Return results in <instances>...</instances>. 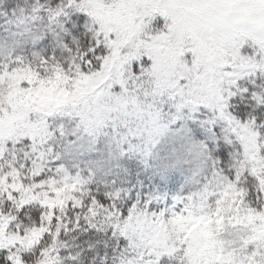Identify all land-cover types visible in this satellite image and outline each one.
<instances>
[{
    "label": "snow or ice",
    "instance_id": "6c2138e0",
    "mask_svg": "<svg viewBox=\"0 0 264 264\" xmlns=\"http://www.w3.org/2000/svg\"><path fill=\"white\" fill-rule=\"evenodd\" d=\"M0 264H264V0H0Z\"/></svg>",
    "mask_w": 264,
    "mask_h": 264
}]
</instances>
